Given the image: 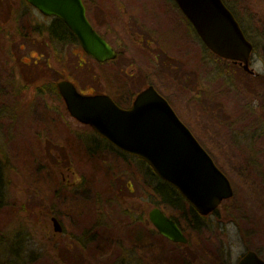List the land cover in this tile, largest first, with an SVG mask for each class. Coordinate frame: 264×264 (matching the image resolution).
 <instances>
[{
    "label": "rangeland",
    "instance_id": "374dc122",
    "mask_svg": "<svg viewBox=\"0 0 264 264\" xmlns=\"http://www.w3.org/2000/svg\"><path fill=\"white\" fill-rule=\"evenodd\" d=\"M84 2L116 61L99 65L79 44L55 43L52 18L26 0H0L9 31L0 32V264H238L248 251L264 260V0H227L259 77L209 51L174 0ZM10 6L19 25L6 18ZM35 61L52 69L40 83ZM64 80L84 94L119 91L127 108L154 86L230 178L235 195L197 233L184 229L189 245L151 224L147 166L75 121L58 91H37ZM53 217L64 228L56 237Z\"/></svg>",
    "mask_w": 264,
    "mask_h": 264
},
{
    "label": "water",
    "instance_id": "95a60500",
    "mask_svg": "<svg viewBox=\"0 0 264 264\" xmlns=\"http://www.w3.org/2000/svg\"><path fill=\"white\" fill-rule=\"evenodd\" d=\"M26 1L43 15L62 20L94 60L99 63L116 60L115 48L91 24L83 0ZM175 2L209 51L240 63L244 71L255 74L250 68L253 44L224 0ZM57 87L73 119L89 125L98 137L118 151L145 161L201 216H209L234 196L230 178L218 168L213 157L154 86L139 93L129 109L122 108L108 94L83 95L68 80L59 82ZM149 219L164 238L187 244L178 223L160 208L152 209ZM53 221L56 231L62 232L57 218ZM238 263L264 264V260L250 251Z\"/></svg>",
    "mask_w": 264,
    "mask_h": 264
},
{
    "label": "trees",
    "instance_id": "16d2710c",
    "mask_svg": "<svg viewBox=\"0 0 264 264\" xmlns=\"http://www.w3.org/2000/svg\"><path fill=\"white\" fill-rule=\"evenodd\" d=\"M224 1H225L226 5L229 7L230 5L228 4L227 0H224ZM10 7L8 10V13L6 14V18H9L8 21H13L14 24L19 25V23H18L19 18H17V17L12 18L14 15V9L12 6H10ZM229 8H231V7H229ZM235 15H236V13H235ZM51 18L53 19V21L51 22L49 29H48L49 37L51 38V40H53L55 43H58V44H62V43L68 44V45L79 44L77 37L74 36V34H72V32L70 31L68 26H66L62 20H60L56 17H51ZM242 24H241V26L243 27ZM7 25L8 24L6 22L1 23L0 32L4 31L6 33ZM7 32H9V31H7ZM34 33H40L39 29L34 28L32 30V32L30 33V35L32 36ZM23 38H25L26 40L28 39L27 35H25V34H24ZM91 60H93V59L91 58ZM37 61H40V60L37 59ZM93 61L98 63L96 60H93ZM33 64H34V67L36 68V70H38L35 74H33V76H34L33 81L34 82L36 81L39 83L42 80L45 81L46 78H45V76H42V75L45 74L44 70H46L48 72L52 71V69L50 68V64L47 62V65H43V64H40L36 61ZM98 64L100 65L101 63H98ZM101 65H103V64H101ZM39 85L41 86V84H39ZM43 85H44V83H43ZM46 87H40V88L37 87V91H40V95L46 94L47 93L46 90L49 92H52V93L58 91V93H59V90L57 89L56 84H54V86L47 85ZM59 95H60V93H59ZM118 95H120V98L124 99L119 91H118ZM120 98H116V99L114 98V99L121 106L125 107L124 102L121 101ZM109 146H111L114 150H116L112 145H109ZM117 152H119L120 154L124 155L127 158L129 157L128 155L122 153L121 151H117ZM141 162L147 166L149 172L151 171L150 174H146L145 179H146V182H148V184L151 186L153 192H156V194H157V201L155 203V206L160 207V208L162 206L163 207L167 206V207L171 208L172 211L175 212V215H170V216L174 219V221L176 223H179L180 227L183 230L188 229L189 226L192 227L193 229H198L200 227H204L203 224L206 223V222H204V221H206V218L200 216L196 211H194V209L190 206V204L183 199V197L180 195V193L176 189H174L169 183H167L166 181H162L155 174V172L152 171V169L147 165V163L145 161L142 160ZM3 171H4V168L2 167V163L0 162V205L3 204V202H4L3 195H4V190H5V188H4L5 187V178H3ZM215 213H217V211ZM148 246L150 247V252H152L155 248V245L153 242L149 243Z\"/></svg>",
    "mask_w": 264,
    "mask_h": 264
},
{
    "label": "flooded vegetation",
    "instance_id": "af4514ba",
    "mask_svg": "<svg viewBox=\"0 0 264 264\" xmlns=\"http://www.w3.org/2000/svg\"><path fill=\"white\" fill-rule=\"evenodd\" d=\"M147 43H149V40H147ZM150 44V43H149ZM233 64H235V65H238L239 67H240V65L239 64H237V63H233ZM51 68V67H50ZM249 74V73H248ZM249 75H251L252 77H259V76H257V74L256 75H252V74H249ZM77 87V86H76ZM78 88V87H77ZM79 90V89H78ZM80 93H82L83 95H86V94H84L83 92H81V91H79ZM87 95H95V93H91V94H87ZM63 175V178L64 179H66V176L64 175V174H62ZM62 226V225H61ZM63 228V227H62ZM54 229H55V226H54ZM199 229H202V228H198V229H194V231L195 232H197V231H199ZM63 231H64V228H63ZM62 231V232H63ZM61 232V233H62ZM184 234H185V236L187 237V239L189 240V238H188V236H187V233H185V231H182ZM57 232H56V229H55V232L53 233V236L54 237H56L57 236V234H56ZM161 235V234H160ZM162 236V235H161ZM163 237V236H162ZM164 238V237H163ZM165 239V238H164ZM166 241H168V242H170V243H172V244H174V245H176V246H178V245H180V246H182V247H185V246H187V245H182V244H175V243H173V242H171V241H169L168 239H165ZM189 245V244H188ZM258 253V252H257ZM259 254V253H258ZM260 255V254H259Z\"/></svg>",
    "mask_w": 264,
    "mask_h": 264
}]
</instances>
